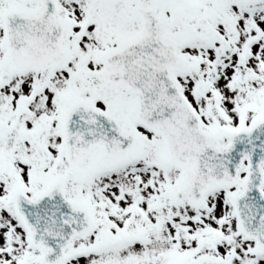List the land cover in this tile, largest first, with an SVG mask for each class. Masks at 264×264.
Returning a JSON list of instances; mask_svg holds the SVG:
<instances>
[{"label": "snow or ice", "instance_id": "snow-or-ice-1", "mask_svg": "<svg viewBox=\"0 0 264 264\" xmlns=\"http://www.w3.org/2000/svg\"><path fill=\"white\" fill-rule=\"evenodd\" d=\"M0 264H264V0H0Z\"/></svg>", "mask_w": 264, "mask_h": 264}]
</instances>
